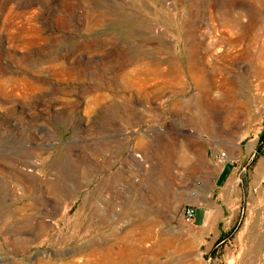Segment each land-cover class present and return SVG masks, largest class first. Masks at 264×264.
<instances>
[{
	"label": "rangeland",
	"instance_id": "1",
	"mask_svg": "<svg viewBox=\"0 0 264 264\" xmlns=\"http://www.w3.org/2000/svg\"><path fill=\"white\" fill-rule=\"evenodd\" d=\"M0 264H264V0H0Z\"/></svg>",
	"mask_w": 264,
	"mask_h": 264
},
{
	"label": "built area",
	"instance_id": "2",
	"mask_svg": "<svg viewBox=\"0 0 264 264\" xmlns=\"http://www.w3.org/2000/svg\"><path fill=\"white\" fill-rule=\"evenodd\" d=\"M220 157L224 158L225 154L221 153ZM196 213H197L196 208H194V207L186 208L185 211H184V214H183L184 221L190 226L194 225Z\"/></svg>",
	"mask_w": 264,
	"mask_h": 264
},
{
	"label": "crops",
	"instance_id": "3",
	"mask_svg": "<svg viewBox=\"0 0 264 264\" xmlns=\"http://www.w3.org/2000/svg\"><path fill=\"white\" fill-rule=\"evenodd\" d=\"M225 170V169H224ZM222 170V171H224ZM219 179V178H218ZM218 182V180L216 179L215 184ZM197 216V215H196ZM195 223H196V217H195ZM199 223H201V225H205L207 223V216L205 215L202 221H199Z\"/></svg>",
	"mask_w": 264,
	"mask_h": 264
}]
</instances>
